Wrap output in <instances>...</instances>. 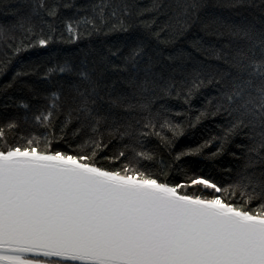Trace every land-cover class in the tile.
Listing matches in <instances>:
<instances>
[{"label":"snow or ice","instance_id":"1","mask_svg":"<svg viewBox=\"0 0 264 264\" xmlns=\"http://www.w3.org/2000/svg\"><path fill=\"white\" fill-rule=\"evenodd\" d=\"M73 6L32 0L27 17L13 27L36 38L27 45L21 41L13 54L54 42L60 9ZM161 6L154 0L136 15ZM132 7L100 0L91 15L67 23L66 42L105 29L128 32ZM202 7V0H177L175 24L153 31L155 19L139 23L158 43L173 44ZM33 18L48 31L35 33ZM221 27L215 32L224 37L221 47L192 42L221 65L188 71L183 53L165 57L149 51L148 39L129 37L91 67L85 57L48 69V82L53 73L63 82L53 84L49 102L32 112L41 135L20 131L21 119L29 123L27 114H0V264H264V19L259 27ZM12 38L0 25V40ZM209 86L215 95L188 127L220 116L221 135L176 152L173 161L198 155L214 142L211 156H218L242 136L239 155L231 153L237 164L226 169L227 178L184 169L174 176L173 165L146 144L154 137L171 149L184 130L174 117H187L193 99ZM17 106L31 110L25 101ZM145 161L161 166L153 170Z\"/></svg>","mask_w":264,"mask_h":264},{"label":"trees","instance_id":"2","mask_svg":"<svg viewBox=\"0 0 264 264\" xmlns=\"http://www.w3.org/2000/svg\"><path fill=\"white\" fill-rule=\"evenodd\" d=\"M47 2L51 4L54 0H47ZM61 2L70 3L74 6L60 9L58 17L54 21L57 39L47 47L42 48L37 45L14 55L13 49L21 46V41H23V45H27L36 38L33 35L30 40L23 29L13 27L18 23L19 17H27L31 10L32 0H0V25L8 28L10 37H13L7 42L0 40V114L8 117H23L27 114L30 118L29 123L20 120V131L25 134L28 131H32L36 135H41L44 132L42 127L36 126L31 121L32 112H35L37 108L42 109L45 103L49 102L47 98L50 96V92L55 90L53 84L57 81L63 82L61 75L57 73H53L51 82H48L45 73L49 68L64 64L66 61L73 65L79 64L85 57H87L88 65L91 67L93 60H98L101 56L107 55L109 47L115 50L129 37L148 39L150 42L149 51L162 52L165 57L169 54L183 53L188 71H192L193 68H200L202 65L214 67L221 65L222 62L210 58L205 52H198L192 46L193 41H200L205 48L213 46L219 48L224 43V37L215 35V32L225 30L221 25L252 23L259 27L261 19H264V9L260 7L261 0H202L203 7L190 22L191 26L183 35L178 36L175 43L166 45L160 44L150 37L148 31L140 25L139 20L150 21L155 19V24L152 25L153 31L164 27L167 23L175 24V20L171 18L175 16L174 7L177 0H159L162 5L159 11H147L139 17L136 13L142 9H151L154 0H106L112 6H120L123 3L133 6L132 16L127 18V22L132 25L129 31L107 32L105 29L99 33L92 32L91 35L83 34L75 42H66L69 39L67 23L80 19L85 14L91 15V6L100 3V0H61ZM110 11L111 9H107L106 13ZM45 19L53 22L51 18L45 17ZM114 22V20H110L109 24ZM32 24L35 26V33H39L41 28H44L45 32L48 31L47 26L37 18H33ZM176 27L179 28V25ZM84 31L81 28V32L84 33ZM61 35L62 39L60 38ZM161 35L163 37L164 33ZM112 59L119 63L117 57H112ZM165 63L169 62L165 61ZM17 72L23 73V75L16 78L13 87L3 90L5 85L12 82ZM109 75L115 77L116 74L110 72ZM201 93L193 99L192 109L187 117H174L178 123L182 124L184 130L183 134L176 138L171 149L161 146L154 137L150 138L146 147L154 151L165 164L173 165L172 175L174 176H180L181 170L184 169L203 171L205 174L211 173L214 176L227 178L226 169H234L237 164L236 158L231 153L236 152L239 155L241 149L237 145L244 142L242 136L235 137L233 142L226 146L225 151L218 156H211V153L216 151V143L214 142L198 155H185L181 160L173 161L176 152L195 148L206 140L221 135L220 125L223 123V118L220 116L203 118L195 124V127H188L189 122L195 121V117L199 114L198 110L204 108L206 98L215 95V90L209 86L201 89ZM20 101L28 102L31 110L19 108L17 105ZM181 110L177 108V111ZM3 122L0 120V123ZM144 163L151 166L153 170H158L161 166L156 161H145Z\"/></svg>","mask_w":264,"mask_h":264}]
</instances>
